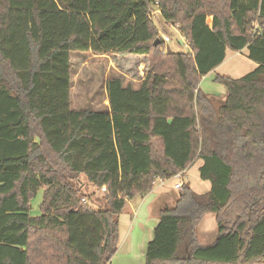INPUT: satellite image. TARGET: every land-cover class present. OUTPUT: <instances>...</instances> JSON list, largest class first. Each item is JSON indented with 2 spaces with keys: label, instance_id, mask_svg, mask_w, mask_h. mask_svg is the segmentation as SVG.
<instances>
[{
  "label": "trees",
  "instance_id": "trees-1",
  "mask_svg": "<svg viewBox=\"0 0 264 264\" xmlns=\"http://www.w3.org/2000/svg\"><path fill=\"white\" fill-rule=\"evenodd\" d=\"M154 10L187 52L160 55ZM244 49L257 67L216 77L226 95L206 114L200 79ZM71 53L154 64L139 89L106 80L108 110L76 111ZM263 131L264 0H0V264H108L127 203L197 161L210 190L182 183L159 211L145 264H264ZM81 175L105 187V209L81 202ZM208 214L217 236L203 245Z\"/></svg>",
  "mask_w": 264,
  "mask_h": 264
},
{
  "label": "rangeland",
  "instance_id": "rangeland-1",
  "mask_svg": "<svg viewBox=\"0 0 264 264\" xmlns=\"http://www.w3.org/2000/svg\"><path fill=\"white\" fill-rule=\"evenodd\" d=\"M153 21L158 28L159 38L166 36L170 42L163 46L160 55L163 56L169 51L187 52V49L179 48L176 44L182 40L185 45L186 39L182 35L177 26L170 24L166 25L160 22L157 18L158 11H153ZM211 25V18L208 19ZM253 30H256L257 24L253 25ZM247 50L244 49L240 53L227 50L224 62L215 70L202 77L199 81L198 88L204 96L211 97L210 106L213 111L218 107L220 98L225 94V89L220 84L216 83L215 78L218 76L228 77L231 79H240L252 72L257 66L247 59ZM70 107L76 111H103L105 103V81L110 78H120L124 87L139 89L140 85L150 71L152 63L150 57L147 56H131V55H93L91 53H71L70 54ZM169 69V68H168ZM264 139V131L262 133ZM181 179L171 178L170 184L182 182L188 184L191 189L200 195L207 193L210 190L208 182L202 181L198 177L197 165H192L190 169ZM160 180H156L153 184V189L156 190ZM75 185H80L84 196H89L86 203L89 207L96 210L105 209L107 207L105 195L87 183L84 176H80ZM165 188L168 183L163 182ZM179 190L169 188L166 195L160 198L157 202L147 197L144 206L150 201L151 207L147 206L146 212L144 208L134 217L127 203L118 220V244L117 251L110 259L108 264H145L147 245L153 239V232L158 224V218L155 215L161 208H172L177 200ZM43 189L39 190L37 195L31 200L32 217L39 215V205L42 199ZM140 197L129 201L134 207L139 206ZM155 206L157 208H155ZM151 209V210H150ZM149 211L152 216L149 215ZM155 215V217H154ZM132 221V222H131ZM132 227L131 231L129 227ZM217 225L215 217L208 214L204 217L197 229L199 242L203 245L212 243L216 237ZM129 236V239H128Z\"/></svg>",
  "mask_w": 264,
  "mask_h": 264
},
{
  "label": "crops",
  "instance_id": "crops-1",
  "mask_svg": "<svg viewBox=\"0 0 264 264\" xmlns=\"http://www.w3.org/2000/svg\"><path fill=\"white\" fill-rule=\"evenodd\" d=\"M106 82V81H105ZM104 88H105V85H104ZM225 95H226V91H225V94L224 95H222V97L220 98V102L218 103V107L221 105V103L224 101V98H225ZM206 97H208L210 100H213V99H211V97H209V96H206ZM104 103H105V106H104V109L105 110H103V111H106V110H108L109 109V106H108V100H107V97H106V91H105V98H104ZM211 105V104H210ZM199 107V106H198ZM218 107L216 108V110L218 109ZM72 109V108H71ZM73 110V109H72ZM213 111V108L211 107V106H209L207 109H206V111H205V113L206 114H209L210 115V113ZM201 164H202V162L201 161H197L196 163H194V165H197V170H198V168L201 166ZM190 169V168H189ZM188 171V170H187ZM187 171H185L184 173H182V175L183 176H185L186 175V172ZM167 182L168 183V187L169 188H173V186H174V184L172 185V184H170V182H172L171 180H163L162 181V183H159L160 184V186H158L157 187V189L156 190H154V189H152V191L150 192V193H148L147 195H145L143 198H141V201L142 202H139L140 204H139V206L138 207H134L132 204H129V202H128V205H129V210H130V212H131V214L134 216V217H136L137 215H138V213L141 211V209H143L144 208V211L146 212V208H147V206H149V208L151 207V204L152 203H148V204H146L145 206H144V203L146 202V199H148L147 197H150L151 199H153V201H158L160 198H162V197H164L165 195H166V193H167V191L169 190V188H165V185H163V182ZM183 183V182H182ZM209 186H210V184H209ZM174 189V188H173ZM175 190V189H174ZM177 191V190H176ZM155 208H157L156 206H155ZM162 209V208H161ZM151 210V209H150ZM159 211H160V209L158 210V212L155 214L156 216H157V218H158V222H159ZM149 215H151L152 216V214H151V212L149 211ZM155 215H154V217H155ZM132 222V221H131ZM130 228V230L132 231L133 230V228L130 226L129 227ZM216 236H217V233H216ZM216 238V237H215ZM128 239H129V236H128ZM215 240V239H214ZM211 244V243H210Z\"/></svg>",
  "mask_w": 264,
  "mask_h": 264
},
{
  "label": "built area",
  "instance_id": "built-area-1",
  "mask_svg": "<svg viewBox=\"0 0 264 264\" xmlns=\"http://www.w3.org/2000/svg\"><path fill=\"white\" fill-rule=\"evenodd\" d=\"M161 40H162V42L164 43V45H166V43L170 42V39H169L168 37H166V36H161ZM181 48H184V49L189 50V45H188L187 43H185V45L182 44V45H181ZM173 178H174V179L177 178V180H178V179H181V176H180V174H177V175H176L175 177H173ZM157 180H160L161 182L163 181L162 179H157ZM181 186H182L181 183H177V184H174L173 188H174L175 190H179V189L181 188ZM100 191H101V192H106L105 187H102V188L100 189ZM81 202H82V203H85L86 200H85V199H81Z\"/></svg>",
  "mask_w": 264,
  "mask_h": 264
},
{
  "label": "water",
  "instance_id": "water-1",
  "mask_svg": "<svg viewBox=\"0 0 264 264\" xmlns=\"http://www.w3.org/2000/svg\"><path fill=\"white\" fill-rule=\"evenodd\" d=\"M160 43V40L159 39H156L155 41H154V45H157V44H159ZM179 44L180 45H182L183 43H182V40H179Z\"/></svg>",
  "mask_w": 264,
  "mask_h": 264
}]
</instances>
